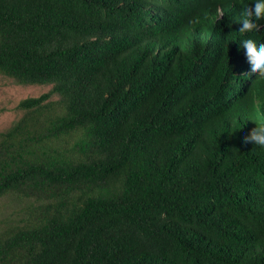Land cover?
<instances>
[{
    "label": "trees",
    "instance_id": "trees-1",
    "mask_svg": "<svg viewBox=\"0 0 264 264\" xmlns=\"http://www.w3.org/2000/svg\"><path fill=\"white\" fill-rule=\"evenodd\" d=\"M254 2L0 0V75L51 86L0 132V264H264V90L218 72Z\"/></svg>",
    "mask_w": 264,
    "mask_h": 264
},
{
    "label": "clouds",
    "instance_id": "clouds-1",
    "mask_svg": "<svg viewBox=\"0 0 264 264\" xmlns=\"http://www.w3.org/2000/svg\"><path fill=\"white\" fill-rule=\"evenodd\" d=\"M218 11L222 18V10ZM260 20H264V0H255L252 5L244 9L238 32L241 35L253 31L259 32L264 27L259 24ZM234 48L237 58L233 59L228 68H220L218 71H221V75L227 73L226 85L236 86V92L247 85V90L251 87H256L259 91L264 90V36L257 41L245 38ZM210 71L212 70L209 69L208 74ZM242 143L264 148V122L255 124L251 132L243 137Z\"/></svg>",
    "mask_w": 264,
    "mask_h": 264
},
{
    "label": "rangeland",
    "instance_id": "rangeland-1",
    "mask_svg": "<svg viewBox=\"0 0 264 264\" xmlns=\"http://www.w3.org/2000/svg\"><path fill=\"white\" fill-rule=\"evenodd\" d=\"M50 88L51 86L17 85L13 80L0 75V132L10 128L21 117V111L17 110L21 100L38 97L48 92ZM56 99L55 96L52 98V100ZM11 199L12 197L0 198V218L5 215L15 216L16 209Z\"/></svg>",
    "mask_w": 264,
    "mask_h": 264
}]
</instances>
